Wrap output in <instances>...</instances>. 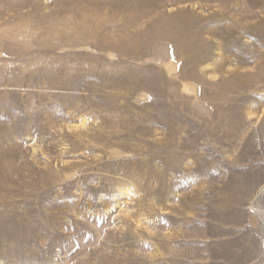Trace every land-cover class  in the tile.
Here are the masks:
<instances>
[{
    "label": "rangeland",
    "instance_id": "374dc122",
    "mask_svg": "<svg viewBox=\"0 0 264 264\" xmlns=\"http://www.w3.org/2000/svg\"><path fill=\"white\" fill-rule=\"evenodd\" d=\"M0 264H264V0H0Z\"/></svg>",
    "mask_w": 264,
    "mask_h": 264
},
{
    "label": "bare ground",
    "instance_id": "6f19581e",
    "mask_svg": "<svg viewBox=\"0 0 264 264\" xmlns=\"http://www.w3.org/2000/svg\"><path fill=\"white\" fill-rule=\"evenodd\" d=\"M61 23V22H60ZM46 24V23H45ZM61 27H62V25H61ZM39 28H40V25H39ZM41 30V29H40ZM43 33H45V31H43ZM31 37V36H30ZM31 38H33V37H31ZM29 39V38H28ZM28 41V40H27ZM24 59V58H23ZM30 63V62H29ZM40 66V65H39ZM21 68V67H20ZM17 70V69H16ZM31 70V69H30ZM34 71V70H33ZM23 72V71H22ZM40 72H42V71H40ZM19 73V72H18ZM24 73V72H23ZM34 73V72H33ZM32 73V74H33ZM45 75V74H44ZM19 76V75H18Z\"/></svg>",
    "mask_w": 264,
    "mask_h": 264
}]
</instances>
